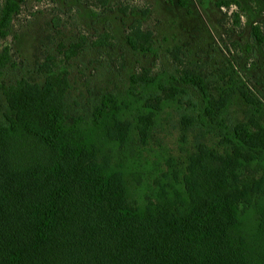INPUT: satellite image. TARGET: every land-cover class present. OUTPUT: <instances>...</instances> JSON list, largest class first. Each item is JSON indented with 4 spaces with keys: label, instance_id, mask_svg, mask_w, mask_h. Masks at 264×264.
Listing matches in <instances>:
<instances>
[{
    "label": "trees",
    "instance_id": "1",
    "mask_svg": "<svg viewBox=\"0 0 264 264\" xmlns=\"http://www.w3.org/2000/svg\"><path fill=\"white\" fill-rule=\"evenodd\" d=\"M22 1L1 6L0 41ZM10 62L2 50L0 76ZM175 84L198 91L200 122H218L231 155L202 150L187 167L170 159L181 168L164 177L131 154L124 166L96 158L99 145L143 141L170 101L187 94ZM66 87L51 72L42 88L19 81L4 89L15 118L0 125V264H264L263 129L229 130L227 110L195 72L132 76L126 95H102L89 121L66 115ZM250 162L260 173L251 184L260 189L241 207Z\"/></svg>",
    "mask_w": 264,
    "mask_h": 264
},
{
    "label": "rangeland",
    "instance_id": "2",
    "mask_svg": "<svg viewBox=\"0 0 264 264\" xmlns=\"http://www.w3.org/2000/svg\"><path fill=\"white\" fill-rule=\"evenodd\" d=\"M4 49L11 62L0 76V125L15 118L4 89L19 81L42 88L51 72L67 82L66 115L86 121L102 95L125 96L132 76L165 72L182 79L195 72L213 103L227 110L229 130L242 124L264 130V0H189L186 7L177 0H23L0 41ZM182 88L187 94L169 100L143 141L134 136L125 147L99 145L96 158L124 166L131 154L156 164L164 177L181 168L170 167V159L187 167L202 150L231 155L218 122L205 119L212 128L200 122L198 91ZM257 170L255 162L243 168L241 207L260 189L251 184L260 177Z\"/></svg>",
    "mask_w": 264,
    "mask_h": 264
}]
</instances>
